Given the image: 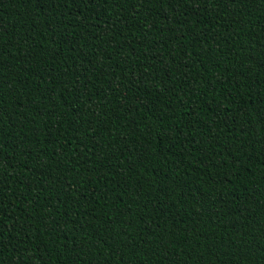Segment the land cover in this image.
I'll return each mask as SVG.
<instances>
[{
  "label": "trees",
  "instance_id": "1",
  "mask_svg": "<svg viewBox=\"0 0 264 264\" xmlns=\"http://www.w3.org/2000/svg\"><path fill=\"white\" fill-rule=\"evenodd\" d=\"M0 264H264V0H0Z\"/></svg>",
  "mask_w": 264,
  "mask_h": 264
}]
</instances>
